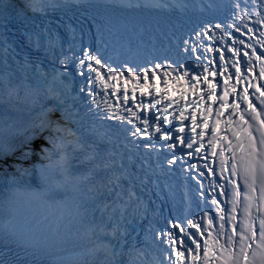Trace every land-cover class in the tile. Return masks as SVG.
Instances as JSON below:
<instances>
[{
  "label": "snow or ice",
  "instance_id": "obj_1",
  "mask_svg": "<svg viewBox=\"0 0 264 264\" xmlns=\"http://www.w3.org/2000/svg\"><path fill=\"white\" fill-rule=\"evenodd\" d=\"M71 7L0 0V264H62L82 227L96 237L85 254L102 252V264H264V0H229L221 18L178 26L159 49L128 39L124 58L91 14L78 29L61 23L67 48L37 22ZM22 103L38 118L7 114ZM65 136L86 172L71 167ZM159 176L182 180L179 205ZM153 191L172 203L167 217L156 200L149 208ZM19 195L70 211L25 212Z\"/></svg>",
  "mask_w": 264,
  "mask_h": 264
},
{
  "label": "bare ground",
  "instance_id": "obj_2",
  "mask_svg": "<svg viewBox=\"0 0 264 264\" xmlns=\"http://www.w3.org/2000/svg\"><path fill=\"white\" fill-rule=\"evenodd\" d=\"M76 1L82 3V2H86V1H90V0H76ZM41 162L48 163V161H41Z\"/></svg>",
  "mask_w": 264,
  "mask_h": 264
}]
</instances>
